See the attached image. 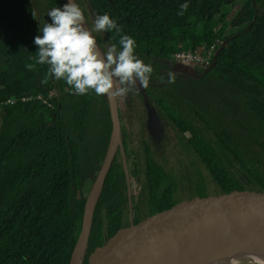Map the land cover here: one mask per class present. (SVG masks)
<instances>
[{
  "label": "trees",
  "instance_id": "obj_1",
  "mask_svg": "<svg viewBox=\"0 0 264 264\" xmlns=\"http://www.w3.org/2000/svg\"><path fill=\"white\" fill-rule=\"evenodd\" d=\"M76 1L89 26L104 13L121 26L119 34H94L102 48L110 37L119 47V36L128 34L135 54L153 67L147 88L137 85L117 97L133 193L175 180L164 161L174 145L199 156L208 170L204 176L264 174V0H244L237 11L236 0ZM183 3L188 8L178 15ZM64 4L0 0V264L61 263L84 213L86 184L95 179L106 149V95L72 94L63 79L51 76L43 84L48 66L27 67L35 63L29 57L38 51L40 22H51L47 12ZM216 36L222 40L212 66L179 68L173 56L179 46L199 51ZM169 71L173 83L167 82ZM26 94H41L51 106L19 99ZM6 98L17 100L4 103ZM126 195L117 147L93 219Z\"/></svg>",
  "mask_w": 264,
  "mask_h": 264
},
{
  "label": "water",
  "instance_id": "obj_2",
  "mask_svg": "<svg viewBox=\"0 0 264 264\" xmlns=\"http://www.w3.org/2000/svg\"><path fill=\"white\" fill-rule=\"evenodd\" d=\"M106 99L117 141L113 147L109 143L91 189V203L88 196L60 264H127L155 243L181 232L240 224L264 227V174L260 173L236 170L174 180L133 195L121 144L118 100ZM117 147L122 153L127 196L93 219Z\"/></svg>",
  "mask_w": 264,
  "mask_h": 264
},
{
  "label": "clouds",
  "instance_id": "obj_3",
  "mask_svg": "<svg viewBox=\"0 0 264 264\" xmlns=\"http://www.w3.org/2000/svg\"><path fill=\"white\" fill-rule=\"evenodd\" d=\"M188 3L180 5L183 15ZM51 22H40L34 38L38 51L34 64L47 65V74L41 83L46 84L48 77L63 79L73 90L72 94L106 95L116 98L133 91L138 83L147 88L153 72L151 63H145L135 54L136 41L128 35L119 36V47L110 39L106 48H101L95 33H121L122 28L108 13L97 15L92 25L87 24L84 11L75 0H68L62 7H53L47 12ZM168 83L174 82L173 72L167 73ZM164 77L161 76V80Z\"/></svg>",
  "mask_w": 264,
  "mask_h": 264
},
{
  "label": "bare ground",
  "instance_id": "obj_4",
  "mask_svg": "<svg viewBox=\"0 0 264 264\" xmlns=\"http://www.w3.org/2000/svg\"><path fill=\"white\" fill-rule=\"evenodd\" d=\"M110 141L113 147L115 134ZM92 194L93 190L88 205ZM237 257L264 263V227L240 224L181 232L155 243L127 264H212L237 262Z\"/></svg>",
  "mask_w": 264,
  "mask_h": 264
},
{
  "label": "rangeland",
  "instance_id": "obj_5",
  "mask_svg": "<svg viewBox=\"0 0 264 264\" xmlns=\"http://www.w3.org/2000/svg\"><path fill=\"white\" fill-rule=\"evenodd\" d=\"M243 1L244 0H236V6H235L234 11H237V9L241 7ZM229 31L230 29H227L225 33ZM154 124L155 123L153 122V126H152L153 132L152 133L156 138H159L161 136L160 128L158 124H155V125ZM111 133H112V129L110 128V132L107 138L106 149L103 152V159L106 156V153L108 150V146H109L110 139H111ZM171 153H173L174 156L170 155L168 159L164 161L167 163L170 176L174 177L175 180L190 179V178H195V177H201V176L208 174V170L205 167L202 160L191 149H188L186 147L185 148L180 147L179 145H174L171 149ZM98 170H99V167L94 169L95 178H96ZM94 181L95 179L92 182H87L86 184V187H87L86 189L88 190V196L94 185ZM135 191H137V189ZM217 264H257V263L253 262L251 258L237 257V262L224 261V262H218ZM259 264H264V263H259Z\"/></svg>",
  "mask_w": 264,
  "mask_h": 264
},
{
  "label": "built area",
  "instance_id": "obj_6",
  "mask_svg": "<svg viewBox=\"0 0 264 264\" xmlns=\"http://www.w3.org/2000/svg\"><path fill=\"white\" fill-rule=\"evenodd\" d=\"M221 40V36H216L213 38L210 45L207 47H202V50L199 51H187L179 46L173 53L174 59L176 60L179 68L183 71L194 68L196 65L201 67L209 66L216 55L217 48L221 43ZM19 99L22 101L39 99L47 106H51V104L47 102L46 99L41 96V94H26ZM16 100V98H6L4 103H14Z\"/></svg>",
  "mask_w": 264,
  "mask_h": 264
},
{
  "label": "flooded vegetation",
  "instance_id": "obj_7",
  "mask_svg": "<svg viewBox=\"0 0 264 264\" xmlns=\"http://www.w3.org/2000/svg\"><path fill=\"white\" fill-rule=\"evenodd\" d=\"M131 186V185H130ZM131 192H132V189H131ZM133 195H135V193L132 192ZM127 196V195H126Z\"/></svg>",
  "mask_w": 264,
  "mask_h": 264
}]
</instances>
